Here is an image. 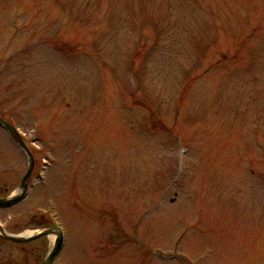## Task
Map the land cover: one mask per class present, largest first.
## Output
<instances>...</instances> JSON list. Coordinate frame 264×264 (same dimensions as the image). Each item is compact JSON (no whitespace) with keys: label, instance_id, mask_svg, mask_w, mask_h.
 Listing matches in <instances>:
<instances>
[{"label":"rangeland","instance_id":"obj_1","mask_svg":"<svg viewBox=\"0 0 264 264\" xmlns=\"http://www.w3.org/2000/svg\"><path fill=\"white\" fill-rule=\"evenodd\" d=\"M59 1L0 0V116L36 163L31 197L0 209L5 231L56 219L57 264H122L120 248L145 264L200 214L213 227L183 242L191 263L264 264V0ZM125 19L166 33L132 41ZM28 166L0 128V199ZM51 245L0 238V264H43Z\"/></svg>","mask_w":264,"mask_h":264},{"label":"water","instance_id":"obj_2","mask_svg":"<svg viewBox=\"0 0 264 264\" xmlns=\"http://www.w3.org/2000/svg\"><path fill=\"white\" fill-rule=\"evenodd\" d=\"M3 203L6 204V205H10L11 202H5V201H3L2 204H3ZM12 240H13V241H14V240H16V241H22V240H19V239H12ZM59 247H60V245H58V246L56 247V249L54 250V254L51 256L49 262H52L51 260L53 259V257L55 256V254L58 252L57 250L59 249Z\"/></svg>","mask_w":264,"mask_h":264},{"label":"bare ground","instance_id":"obj_3","mask_svg":"<svg viewBox=\"0 0 264 264\" xmlns=\"http://www.w3.org/2000/svg\"><path fill=\"white\" fill-rule=\"evenodd\" d=\"M26 236H31V233H27V234H25ZM53 241H54V237H51V242H52V244H53Z\"/></svg>","mask_w":264,"mask_h":264}]
</instances>
